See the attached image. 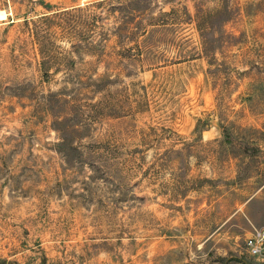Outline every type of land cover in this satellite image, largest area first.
Instances as JSON below:
<instances>
[{
	"label": "rangeland",
	"instance_id": "rangeland-1",
	"mask_svg": "<svg viewBox=\"0 0 264 264\" xmlns=\"http://www.w3.org/2000/svg\"><path fill=\"white\" fill-rule=\"evenodd\" d=\"M264 0H0V264H264Z\"/></svg>",
	"mask_w": 264,
	"mask_h": 264
},
{
	"label": "built area",
	"instance_id": "built-area-1",
	"mask_svg": "<svg viewBox=\"0 0 264 264\" xmlns=\"http://www.w3.org/2000/svg\"><path fill=\"white\" fill-rule=\"evenodd\" d=\"M245 249L251 256L264 254V228L256 229L246 237Z\"/></svg>",
	"mask_w": 264,
	"mask_h": 264
},
{
	"label": "crops",
	"instance_id": "crops-1",
	"mask_svg": "<svg viewBox=\"0 0 264 264\" xmlns=\"http://www.w3.org/2000/svg\"><path fill=\"white\" fill-rule=\"evenodd\" d=\"M81 1H83V0H81Z\"/></svg>",
	"mask_w": 264,
	"mask_h": 264
}]
</instances>
